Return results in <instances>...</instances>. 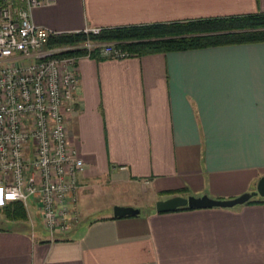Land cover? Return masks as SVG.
I'll use <instances>...</instances> for the list:
<instances>
[{"label": "crops", "instance_id": "1", "mask_svg": "<svg viewBox=\"0 0 264 264\" xmlns=\"http://www.w3.org/2000/svg\"><path fill=\"white\" fill-rule=\"evenodd\" d=\"M258 13L264 0H53L30 19L65 35ZM75 67L79 223L51 240L34 206L38 228L27 212L0 221V264H264V203L154 212L174 196L233 199L264 176V43Z\"/></svg>", "mask_w": 264, "mask_h": 264}, {"label": "built area", "instance_id": "2", "mask_svg": "<svg viewBox=\"0 0 264 264\" xmlns=\"http://www.w3.org/2000/svg\"><path fill=\"white\" fill-rule=\"evenodd\" d=\"M52 2L0 0V205L20 202L26 211L29 201L51 240L79 223L76 176L83 164L65 128L75 107L76 62L94 53L114 60L129 56L114 43L89 39L48 47L50 38L62 34L34 25L30 12Z\"/></svg>", "mask_w": 264, "mask_h": 264}, {"label": "trees", "instance_id": "3", "mask_svg": "<svg viewBox=\"0 0 264 264\" xmlns=\"http://www.w3.org/2000/svg\"><path fill=\"white\" fill-rule=\"evenodd\" d=\"M85 39L97 43H114L129 56L135 57L216 46L264 43V13L225 19L113 28L101 30L97 35L88 37L81 33L65 34L50 38L47 46H64ZM93 56L98 57L97 53ZM252 203H264V199L251 198L245 204ZM0 217L9 222H25L27 219L26 211L20 202L0 205Z\"/></svg>", "mask_w": 264, "mask_h": 264}, {"label": "water", "instance_id": "4", "mask_svg": "<svg viewBox=\"0 0 264 264\" xmlns=\"http://www.w3.org/2000/svg\"><path fill=\"white\" fill-rule=\"evenodd\" d=\"M253 197L264 199V176L260 177L256 184L254 191L244 193L236 198L228 200H215L207 196L201 197H179L174 196L165 200L156 201L154 204L155 213H165L175 211L179 208L188 209H205V208H232L238 205L245 204ZM139 214L138 209L131 207L114 206L112 208V217L122 218L128 216H136Z\"/></svg>", "mask_w": 264, "mask_h": 264}, {"label": "rangeland", "instance_id": "5", "mask_svg": "<svg viewBox=\"0 0 264 264\" xmlns=\"http://www.w3.org/2000/svg\"><path fill=\"white\" fill-rule=\"evenodd\" d=\"M26 212L30 215L31 220L35 224L36 228L40 227L38 218L34 216L35 211H34L33 205L29 201L27 202ZM0 221H3L2 217H0ZM35 231L37 230L35 229Z\"/></svg>", "mask_w": 264, "mask_h": 264}]
</instances>
